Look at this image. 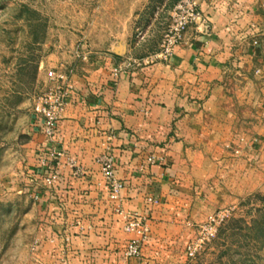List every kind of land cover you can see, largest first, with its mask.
I'll list each match as a JSON object with an SVG mask.
<instances>
[{"label":"crops","instance_id":"1","mask_svg":"<svg viewBox=\"0 0 264 264\" xmlns=\"http://www.w3.org/2000/svg\"><path fill=\"white\" fill-rule=\"evenodd\" d=\"M200 4L209 30L200 21L190 27L169 61L125 68L123 52H114L76 68L57 126L61 157L51 156L53 144L33 121L26 155L36 164L28 177L42 217L26 264L181 262L172 254L188 214L179 182L197 179L200 134L208 124L233 129L242 108L251 117L247 131L264 133V0ZM107 148L123 184L120 200L109 197L97 162ZM43 160L58 172L51 184ZM118 207L146 219L139 257L124 254L136 235L124 231Z\"/></svg>","mask_w":264,"mask_h":264},{"label":"rangeland","instance_id":"2","mask_svg":"<svg viewBox=\"0 0 264 264\" xmlns=\"http://www.w3.org/2000/svg\"><path fill=\"white\" fill-rule=\"evenodd\" d=\"M177 1L0 0V264H26L37 245L42 215L28 177L36 163L26 154L48 72L72 70L71 76L114 52H123L126 61L156 53ZM246 115L240 109L231 130L208 124L200 134L197 179L179 182L188 210L181 241L172 246L179 264H264V133L247 131ZM220 210H226L225 219L189 259L185 248L197 225Z\"/></svg>","mask_w":264,"mask_h":264},{"label":"built area","instance_id":"3","mask_svg":"<svg viewBox=\"0 0 264 264\" xmlns=\"http://www.w3.org/2000/svg\"><path fill=\"white\" fill-rule=\"evenodd\" d=\"M200 3L201 0H178L168 13V23L164 29L158 51L141 61L127 60L124 67L130 68L141 64L169 61L175 49L185 43L188 29L197 24L198 21L203 24L204 30L208 31L209 24L205 22L206 17ZM71 73L72 70H69V72L61 69L50 70L48 72V84L39 93L35 103L37 119L42 126L44 137L47 142L53 144L50 152L52 157H61L64 154L63 150L58 147L56 137L58 122L62 118L72 93ZM110 138L111 136L108 139L110 140ZM147 161L154 162V158L149 157ZM97 162L100 166L104 185L109 191V197L113 200H120V191L123 184L116 177L115 157L111 149L107 148L106 153L97 158ZM42 165L46 168L48 174L45 181L47 184H51L58 177L56 167L49 163L46 164L44 160ZM78 171H80V168H78ZM148 201H153V199L148 198ZM116 212L123 219L124 231L136 235L135 238L126 243L124 254L127 257H139L149 231L145 217L137 212H125L121 207H118ZM226 213V210H220L211 214L205 222L197 225L196 237L188 242L185 248L189 259L195 258L201 253L206 243L214 236L218 225L225 219Z\"/></svg>","mask_w":264,"mask_h":264}]
</instances>
